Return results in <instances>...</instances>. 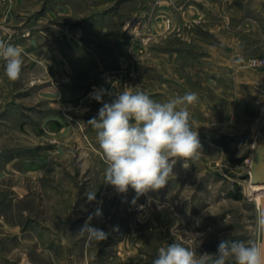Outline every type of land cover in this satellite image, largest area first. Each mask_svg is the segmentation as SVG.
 Segmentation results:
<instances>
[{"label": "rangeland", "instance_id": "374dc122", "mask_svg": "<svg viewBox=\"0 0 264 264\" xmlns=\"http://www.w3.org/2000/svg\"><path fill=\"white\" fill-rule=\"evenodd\" d=\"M41 1L25 0L18 22L31 29L12 32L29 54L20 78L9 81L0 60V264H151L173 242L199 256L224 239L255 240L260 203L245 160L264 130L254 64L264 0H43L38 24ZM100 89L105 102L125 89L158 102L198 95L189 113L202 149L177 161L151 203L104 183L88 123ZM97 209L102 241L79 232Z\"/></svg>", "mask_w": 264, "mask_h": 264}, {"label": "clouds", "instance_id": "9594fccd", "mask_svg": "<svg viewBox=\"0 0 264 264\" xmlns=\"http://www.w3.org/2000/svg\"><path fill=\"white\" fill-rule=\"evenodd\" d=\"M0 60L4 61V75L9 81L20 78L23 50L0 40ZM105 90L93 93V99L102 103L98 116L88 123L96 130V139L102 151L106 168L104 183L117 193L129 189L135 196V205L141 196L151 203V192L163 189L174 174L178 160L196 159L202 149L198 131L190 123L189 106L195 105L198 95L185 92L164 102H158L143 91L115 93L105 102ZM108 95H112L109 93ZM184 167L187 165L184 163ZM92 202L95 192L85 194ZM140 210L144 205H139ZM94 217H102L100 209L89 215L80 229L91 240L102 241L107 233L91 224ZM255 240H221L215 254L196 252L181 243L160 247L151 264H264V200L257 206L254 222Z\"/></svg>", "mask_w": 264, "mask_h": 264}, {"label": "crops", "instance_id": "0c3cea01", "mask_svg": "<svg viewBox=\"0 0 264 264\" xmlns=\"http://www.w3.org/2000/svg\"><path fill=\"white\" fill-rule=\"evenodd\" d=\"M36 1L38 3L39 0H33V2ZM25 0H0V40H4L8 43H11L12 45L19 46L22 48L23 53L26 55H29L28 53L24 52L23 44L21 42H18L17 40L12 39V32H23L24 29H31L29 26L26 27L25 23L23 21L18 22V19L21 18L23 15L29 16V13L26 12L25 14L22 13L20 10L21 6L24 4ZM44 1H41V9L34 11L32 15L36 17L37 23L39 24L40 17L44 16V7H43ZM28 20V18H25ZM34 19V17H33ZM11 33V34H10ZM37 33V37L39 36V32ZM9 35V37H8ZM22 35V34H21ZM23 38L25 35H22ZM18 39V38H17ZM33 48V47H32ZM38 49V47H37ZM35 49V50H37ZM34 55H36L33 52ZM34 66V63L32 64L31 68Z\"/></svg>", "mask_w": 264, "mask_h": 264}, {"label": "water", "instance_id": "95a60500", "mask_svg": "<svg viewBox=\"0 0 264 264\" xmlns=\"http://www.w3.org/2000/svg\"><path fill=\"white\" fill-rule=\"evenodd\" d=\"M250 173L253 185H264V130L253 154V163ZM262 200H264V197L261 201Z\"/></svg>", "mask_w": 264, "mask_h": 264}, {"label": "built area", "instance_id": "2783aa9c", "mask_svg": "<svg viewBox=\"0 0 264 264\" xmlns=\"http://www.w3.org/2000/svg\"><path fill=\"white\" fill-rule=\"evenodd\" d=\"M254 64L255 65H258V66H261V67H264V58H261L259 60H254ZM245 163H246V165L249 168V188H250V191H251V188L253 187V184H252V180H251V173H250V171H251V167H252V163H253V156H251L250 158L246 159L245 160Z\"/></svg>", "mask_w": 264, "mask_h": 264}, {"label": "bare ground", "instance_id": "6f19581e", "mask_svg": "<svg viewBox=\"0 0 264 264\" xmlns=\"http://www.w3.org/2000/svg\"><path fill=\"white\" fill-rule=\"evenodd\" d=\"M251 192L255 196L256 200L260 203L261 199L264 197V185H253V187L251 188Z\"/></svg>", "mask_w": 264, "mask_h": 264}]
</instances>
